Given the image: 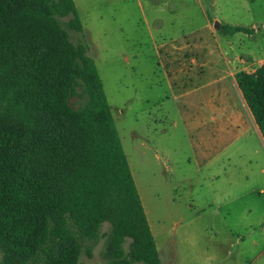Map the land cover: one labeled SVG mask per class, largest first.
Instances as JSON below:
<instances>
[{
    "label": "rangeland",
    "instance_id": "374dc122",
    "mask_svg": "<svg viewBox=\"0 0 264 264\" xmlns=\"http://www.w3.org/2000/svg\"><path fill=\"white\" fill-rule=\"evenodd\" d=\"M73 1L160 264H264V150L228 76L264 63V0Z\"/></svg>",
    "mask_w": 264,
    "mask_h": 264
},
{
    "label": "trees",
    "instance_id": "16d2710c",
    "mask_svg": "<svg viewBox=\"0 0 264 264\" xmlns=\"http://www.w3.org/2000/svg\"><path fill=\"white\" fill-rule=\"evenodd\" d=\"M70 32H82L73 0H0L2 263L80 264L103 236L106 264H160L94 61ZM235 81L264 141V63Z\"/></svg>",
    "mask_w": 264,
    "mask_h": 264
},
{
    "label": "crops",
    "instance_id": "0c3cea01",
    "mask_svg": "<svg viewBox=\"0 0 264 264\" xmlns=\"http://www.w3.org/2000/svg\"><path fill=\"white\" fill-rule=\"evenodd\" d=\"M217 24V23H216ZM215 24V25H216ZM219 25V24H218ZM220 27V26H219ZM219 28H217L215 26V30L218 31ZM240 63H243V61H241ZM262 64V63H261ZM259 64V65H261ZM259 67V66H258ZM257 68V67H256ZM237 68L235 71H231L230 73H228V76H230L232 78V82H231V88L233 89V92H235L236 96H237V102L239 103V106H240V109H241V114H236V118L239 116V119L240 120H243L242 123H243V126L245 127V130H244V133L248 135V133H250L251 131H253L254 133V136L256 137V140L259 142L261 148L264 150V141L258 131V128L257 126L255 125L254 121H253V118L251 116V113L249 112L243 98H242V95L237 87V84H236V81H235V74L237 72ZM235 115L232 113V116ZM250 136V134H249ZM228 138V136H227ZM222 174L224 175V180L227 181V173L225 172H222ZM219 174H217V176H213L212 179L214 180H217L219 181L220 178H219ZM210 206H213V204H210ZM217 208L219 206H216ZM264 230V228H263Z\"/></svg>",
    "mask_w": 264,
    "mask_h": 264
},
{
    "label": "water",
    "instance_id": "95a60500",
    "mask_svg": "<svg viewBox=\"0 0 264 264\" xmlns=\"http://www.w3.org/2000/svg\"><path fill=\"white\" fill-rule=\"evenodd\" d=\"M215 26H216L217 28H219V25H218V24H216Z\"/></svg>",
    "mask_w": 264,
    "mask_h": 264
}]
</instances>
